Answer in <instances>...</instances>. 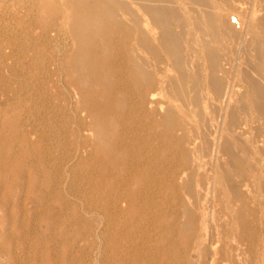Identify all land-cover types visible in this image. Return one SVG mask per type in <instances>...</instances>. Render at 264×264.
Segmentation results:
<instances>
[{"label": "bare ground", "instance_id": "bare-ground-1", "mask_svg": "<svg viewBox=\"0 0 264 264\" xmlns=\"http://www.w3.org/2000/svg\"><path fill=\"white\" fill-rule=\"evenodd\" d=\"M0 264H264V0H0Z\"/></svg>", "mask_w": 264, "mask_h": 264}]
</instances>
